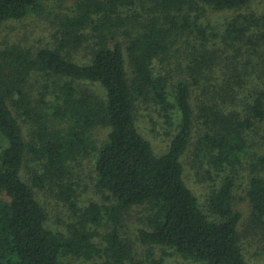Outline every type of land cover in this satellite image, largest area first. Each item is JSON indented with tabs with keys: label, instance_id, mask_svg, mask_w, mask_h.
Masks as SVG:
<instances>
[{
	"label": "trees",
	"instance_id": "trees-1",
	"mask_svg": "<svg viewBox=\"0 0 264 264\" xmlns=\"http://www.w3.org/2000/svg\"><path fill=\"white\" fill-rule=\"evenodd\" d=\"M60 1L74 14L52 37L0 53V264H251L235 202L243 189L264 240L258 0ZM44 4L0 0V29ZM150 110L161 155L138 124ZM190 149L216 219L186 181Z\"/></svg>",
	"mask_w": 264,
	"mask_h": 264
},
{
	"label": "rangeland",
	"instance_id": "rangeland-1",
	"mask_svg": "<svg viewBox=\"0 0 264 264\" xmlns=\"http://www.w3.org/2000/svg\"><path fill=\"white\" fill-rule=\"evenodd\" d=\"M74 2L73 1H60V0H45L44 9L38 15H32L24 19L23 21L15 23H8L0 29V53L3 49L11 47L12 45H29L33 42L35 45L45 43V37H52V32L54 31L53 24L59 23L60 19L74 14ZM264 9V0H258L257 3L253 4L252 7L246 10V13H261ZM260 11V12H259ZM226 15L221 14L216 16V20L225 19ZM214 20V19H213ZM215 22V21H214ZM84 51H81V56ZM178 54H174L176 57ZM180 56L179 60L183 63V58ZM2 56L0 55V64ZM175 64L178 61L174 58ZM156 119L155 113L150 111H144L139 117V125L141 132L151 141L155 152L159 155L164 154L169 146L171 139L163 134L164 130L159 124L155 127L153 125ZM159 121V120H158ZM163 124V123H162ZM106 131L99 130L97 133L98 139H102L106 135ZM196 154L194 150L190 149L183 158V163L185 166V178L188 185L194 190V192L201 199V203L204 205V210L212 218L216 219V215L212 212L210 206H206L208 196V191L203 183V176L200 175V170L198 164L195 162ZM236 202L235 208L243 214V219L240 224V230L243 232V242L245 247L246 257L250 260L251 264H264V240L257 235L255 227L251 224V207L249 200L245 198V193L243 189H238L236 192ZM244 198V199H243ZM51 220L54 227L57 229H62L66 226V223L70 221V218H65V213L67 217L69 212L67 208H57L51 206ZM65 219H67L65 221ZM65 221V222H64ZM55 223L63 226L59 227ZM68 264H93L92 261H86L84 259H71ZM166 264H199L193 260H187L179 255H172L166 261Z\"/></svg>",
	"mask_w": 264,
	"mask_h": 264
}]
</instances>
